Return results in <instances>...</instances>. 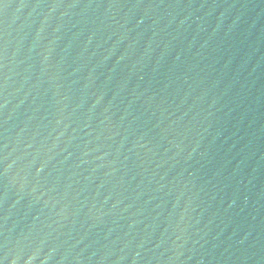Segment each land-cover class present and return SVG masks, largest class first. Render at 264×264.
Wrapping results in <instances>:
<instances>
[{"label":"water","instance_id":"95a60500","mask_svg":"<svg viewBox=\"0 0 264 264\" xmlns=\"http://www.w3.org/2000/svg\"><path fill=\"white\" fill-rule=\"evenodd\" d=\"M0 264H264V0H0Z\"/></svg>","mask_w":264,"mask_h":264}]
</instances>
